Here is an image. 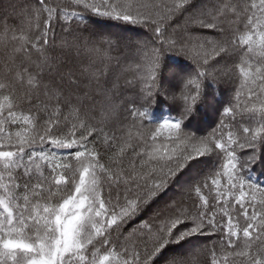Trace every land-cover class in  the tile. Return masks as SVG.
Returning a JSON list of instances; mask_svg holds the SVG:
<instances>
[{
	"label": "snow or ice",
	"instance_id": "obj_1",
	"mask_svg": "<svg viewBox=\"0 0 264 264\" xmlns=\"http://www.w3.org/2000/svg\"><path fill=\"white\" fill-rule=\"evenodd\" d=\"M36 5L28 9L32 18L28 27L10 38L9 12L0 11V46L12 50L0 73V264H158L163 252L174 246L188 250L166 264H201L205 248L197 246L199 237L216 236L214 248L218 244L223 249L234 245L239 231L247 238L248 250L237 255L247 264H264V188L248 184L246 192L243 171L260 160L255 142L264 134V123L254 130L244 127V143L234 140L231 132L227 139L185 132L182 120L192 114L201 95L200 83L190 79L187 84L195 85L196 91L190 102L184 92L169 97L184 102L181 120L166 119L152 133L154 140L167 132L179 145L170 153L158 148L148 153L153 164L148 171H137L134 165L126 169L124 148L109 164L101 163L96 144L103 146L108 140L98 125H105L119 106L101 108L97 118L93 96L99 84H93L91 61L86 67L80 58L84 52L101 55L104 50L136 46L131 37L106 31L116 21L131 25L151 21L160 38L162 25L183 15V22L161 46L171 49L189 42L190 47L185 44L189 58L202 62L201 67L218 57L239 58L241 86L264 121V0H229L211 8L197 6V0H172L155 16L145 11L148 5L143 0H36ZM56 25L61 28L59 37ZM199 29L217 35L201 36ZM160 65L161 52L153 49L146 100L153 92H167L156 87ZM149 111L146 107L139 115L147 117ZM237 144L252 154L240 160ZM56 149L75 151L67 157L70 162L63 163L65 158ZM221 156L227 159L223 165L227 184L220 190L219 180L212 179L217 192L210 201L202 194L209 185L196 178L208 160ZM173 185L184 195L164 200L147 221L125 235L126 227ZM62 188L69 191L58 196ZM229 196L236 201L235 218L227 209ZM253 239L260 241L255 251L249 243ZM210 251L211 264H219L216 252Z\"/></svg>",
	"mask_w": 264,
	"mask_h": 264
},
{
	"label": "trees",
	"instance_id": "obj_2",
	"mask_svg": "<svg viewBox=\"0 0 264 264\" xmlns=\"http://www.w3.org/2000/svg\"><path fill=\"white\" fill-rule=\"evenodd\" d=\"M202 1L204 0H197V5ZM215 1V5L229 2V0ZM143 2L148 5L145 11L152 13L153 16L156 13H164L167 7L172 4V0H143ZM36 6V0H0V11L7 10L9 12L7 18V25L11 30L9 38L12 34L19 36L21 29L28 27V21L32 19L28 15V9ZM183 19V15H177L171 21L163 24L164 36L160 38L157 37L151 21L135 25L116 21L113 26H108L113 27L115 33H122L125 36L134 33V36H136L133 39L134 41L137 38H145L149 44L136 41L137 44L134 47L122 46L111 51L104 50L101 55L87 52L81 54L80 58L86 67L90 61L92 63V71L95 72L93 84H99V88L94 91L93 96L97 118H99L98 112L101 108L109 105L119 106L115 108V115L105 125H98L104 127L103 135L108 140V143L103 146L99 143L96 144L102 157L101 163L109 164L112 158L120 152V149L124 148L123 164L126 169L134 165L137 171H148L153 166L148 159V153L157 148L161 153H170L173 148L179 145L180 141L170 138L167 132L156 136L154 140L152 133L166 119L181 120L184 102L173 101L169 97L172 95L179 97L181 92H184L189 95L190 102L191 95H196L195 85L187 84L190 79L197 80L200 83L201 95L196 104L193 105L192 114L182 120V127L185 132L194 133L197 136H208L215 133L217 136L223 135L225 139H227L228 133L231 132L234 140L238 143H244L243 128L249 127L254 130L261 123H264L260 119V113L251 108V103L248 102L247 90L241 86L243 76L239 71L242 66L239 58L218 57L209 60L208 65L201 67L202 62L198 63L195 59L189 58L187 47H185V44L188 47L191 46L189 42L185 41V44L178 43L171 49L168 45L161 46V41L170 38L173 29L180 25ZM32 24L34 27V20ZM239 27L243 30L242 25ZM54 32L57 37L60 36L61 28L59 25L54 27ZM0 33H2V29H0ZM197 34L209 38H214L217 35L216 31L210 29H199ZM236 34L241 33L237 32ZM84 35L87 37L89 34L86 32ZM95 39L98 40V37ZM153 49L160 50L161 57H163L162 66L157 69L156 87L157 90L167 89V92L162 95L159 92L157 94L153 92L151 100H146L145 97L151 91L150 81L147 77ZM11 51L10 47L5 49L0 46V73L4 71ZM249 62L256 63L255 60H249ZM174 64L177 66L176 68H174ZM256 66L260 65L257 64ZM226 69L229 70L227 75L224 74ZM172 70L175 71L172 74L174 75L175 84L171 88L170 85L167 88L165 85L172 78L169 76ZM177 74H181L183 79L178 80ZM114 84L116 85L115 89H113ZM146 107L150 110L147 117L140 116L139 113L144 111ZM226 108H232L233 111L226 113L224 111ZM141 136H143V139ZM92 146V144H89V147ZM255 146L257 153H260V160L243 170L246 192L250 191L247 187L248 184L255 185L258 189L264 188V134L257 138ZM236 150L240 160L247 159L252 154L247 147L240 149L238 144ZM55 151L58 156L65 158L62 161L63 163H69L67 157L70 154L74 155L75 149L71 153L67 149H56ZM138 153L140 155H137ZM225 163H227V159L223 156L219 159L208 160L202 176L196 178L209 185L208 188L203 190L202 194L210 201L217 192V186L211 183L212 179L219 180L220 190H223L227 184V176L223 175V165ZM175 186L178 185H173L169 190H174ZM176 190V198L184 195L179 187L174 191ZM68 191L69 189L62 188L58 196L65 195ZM105 192H107V189H105ZM43 195L47 196V193ZM192 195H195V193H192ZM57 201L58 197L54 198L53 202ZM228 201L227 209L235 218L237 216L236 201L231 196L228 197ZM40 202L43 203L44 200L41 199ZM212 202L215 203V201ZM220 204L223 206V200ZM247 206L245 204V207ZM154 211L147 210L138 219L130 223L125 229V235L147 221ZM240 223L241 227L245 226L242 218ZM217 239L216 236L209 237L207 234L198 238L197 246L205 248L199 257L201 264H204L205 261H207V264H211L212 251L210 250L216 252L219 264H247L245 257L237 255L239 252L248 250L245 247L247 238L243 237L242 231H239L237 237H233L234 245L232 247L225 246L221 249L217 244L214 248ZM261 239L264 240V236ZM249 243L253 245L252 251H255L260 245V241L255 239L249 241ZM185 247L188 248V246ZM175 249L178 248L174 246L163 252L159 257L158 264H166L170 257L178 256L175 254ZM225 257H227V260H225Z\"/></svg>",
	"mask_w": 264,
	"mask_h": 264
},
{
	"label": "rangeland",
	"instance_id": "obj_3",
	"mask_svg": "<svg viewBox=\"0 0 264 264\" xmlns=\"http://www.w3.org/2000/svg\"><path fill=\"white\" fill-rule=\"evenodd\" d=\"M215 2H216L215 0H204V1H202V3L198 4L197 6H206V7H209L210 8V7H212V6L215 5L214 4ZM106 31L115 32V30H114L113 27H110V28L106 29ZM127 36L128 37H131L132 39H134L136 37V36H134V33L133 34H129ZM135 41L142 42V43H145V44H149L148 40H146L145 38H137V40L135 39ZM176 67L177 66L174 64V68H176ZM174 70H172V72L169 73V76L172 77V78L170 80H168V82L166 83L165 87H167V88L169 87V85H170V88H171L175 84V80H174V77H173L174 75H172L175 72ZM178 187L179 186H175V189L176 188L178 189ZM174 190L172 189V190L167 191V193L165 194V196H163L161 198V201H158L157 204L152 205V207L149 208L148 210L149 211H154V210H156V208L158 206H162L164 200H167L169 197H176L177 196V190L176 191H174ZM187 250H188L187 247L178 248V249H175V254L176 255H182V254L186 253Z\"/></svg>",
	"mask_w": 264,
	"mask_h": 264
},
{
	"label": "clouds",
	"instance_id": "obj_4",
	"mask_svg": "<svg viewBox=\"0 0 264 264\" xmlns=\"http://www.w3.org/2000/svg\"><path fill=\"white\" fill-rule=\"evenodd\" d=\"M162 58H163V57H161V65H160V68H161V66H162Z\"/></svg>",
	"mask_w": 264,
	"mask_h": 264
}]
</instances>
